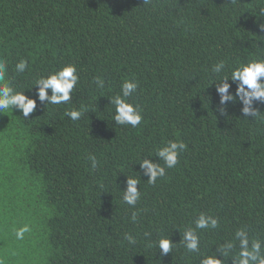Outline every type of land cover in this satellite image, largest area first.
<instances>
[{"label": "trees", "instance_id": "16d2710c", "mask_svg": "<svg viewBox=\"0 0 264 264\" xmlns=\"http://www.w3.org/2000/svg\"><path fill=\"white\" fill-rule=\"evenodd\" d=\"M254 59H264V0H0V83L35 98L42 76L71 64L79 77L66 103L0 112V264H235L237 231L264 251V103L245 116L216 91ZM125 80L138 84L127 98L143 116L135 128L114 120ZM169 141L186 148L149 183L140 163L164 166L156 152ZM128 178L139 180L135 206L123 200ZM202 213L208 227L196 229ZM188 228L198 251L186 248Z\"/></svg>", "mask_w": 264, "mask_h": 264}, {"label": "clouds", "instance_id": "9594fccd", "mask_svg": "<svg viewBox=\"0 0 264 264\" xmlns=\"http://www.w3.org/2000/svg\"><path fill=\"white\" fill-rule=\"evenodd\" d=\"M27 66V61L21 60L16 69L19 72H23ZM224 62L214 65L213 72L219 74L221 69L224 68ZM77 69L75 65H66L57 72L51 73L48 76L40 77L35 81L34 88L36 90L35 98H30L25 95L24 92L15 91L7 83H0V112L15 108L19 110L22 115L27 118L37 108V100L40 103L47 101L49 104H62L71 99V93L74 87L77 85L79 77L76 74ZM5 65L0 62V82L4 81ZM232 81L236 84V91L234 94L229 93V88L232 86L228 81ZM96 84L98 87L104 86V81L97 77ZM138 84L133 81L125 80L121 85L122 95H116L111 103L115 105L114 120L120 125H131L133 128L140 125L143 116L139 106H135L132 103L127 102V98L136 92ZM49 90L51 95H49ZM216 91L220 95V103L226 104L230 100L239 98L244 105L242 112L245 116L252 115L256 117L259 112L252 107L253 101H259L264 103V59H254L247 63H241L231 70L230 78L225 76L218 82ZM71 120H78L82 113L79 110H71L65 113ZM186 148V145L181 142L169 141L165 146L160 147L156 156L162 161L164 166L150 162L145 158L141 161L140 167L146 170V175L149 176V183L154 184L159 177L165 176L166 168L171 169L175 167L179 160V154ZM92 161V167L97 166L96 158L90 157ZM139 180L135 178L127 179V189L124 192L123 200L130 206H135L140 199V192L137 188ZM132 219H135L133 214ZM216 226V221L212 220V227ZM208 227V220L202 213L199 219L195 221L196 229H205ZM29 231V228L25 226L16 232L18 239H22L24 233ZM237 237L239 238L240 251L235 258V264H264V251H262L260 242L256 241L252 243L249 248V239L247 233H241L237 231ZM130 242H134L131 236H127ZM184 241H189L186 244V248L189 251L195 252L199 249V240L196 235V231L193 228H188L184 232ZM172 241L169 238H161L158 242V247L163 254H167L171 250ZM202 264H222L221 260L215 256L206 257Z\"/></svg>", "mask_w": 264, "mask_h": 264}]
</instances>
